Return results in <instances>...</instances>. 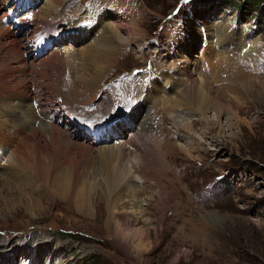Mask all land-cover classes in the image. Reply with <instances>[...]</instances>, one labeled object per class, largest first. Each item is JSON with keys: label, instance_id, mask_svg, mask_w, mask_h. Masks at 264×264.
<instances>
[{"label": "rangeland", "instance_id": "rangeland-1", "mask_svg": "<svg viewBox=\"0 0 264 264\" xmlns=\"http://www.w3.org/2000/svg\"><path fill=\"white\" fill-rule=\"evenodd\" d=\"M3 1L0 0V16L8 9ZM263 3L264 0H63L55 4L59 8L53 10L54 17H48V22L37 17L38 4L27 10L26 14L31 11L34 16L30 17L31 24L21 25L24 31L30 28L29 36L23 34V39L20 34L15 40L8 32L0 31V78L11 83L12 88L19 87L17 92L29 96L32 103L41 99L47 106L59 104L53 124L74 146L66 151L62 148L57 159L63 162L68 157L76 163L81 177L96 182L93 201L97 215L104 212L99 185L104 182L105 167L95 149L104 141L93 138L90 130L95 124L119 119L115 124L112 120L101 133L109 137L104 144L124 145L127 153L138 151L135 173L145 182L131 179V188L137 189L142 204L147 203L144 218L153 220L149 239L144 229L142 233L136 228L139 234H132L135 240L141 234L148 241L144 245L147 251L137 260L113 244L102 217L81 214L75 205L79 198L76 191L58 195L34 176L33 186L28 184L31 189L19 185L20 192L13 179L9 185L2 176L0 264H264ZM94 4H100L103 10L116 9L119 14L129 11L133 17L118 18L124 22L131 18L134 24L129 27L136 30L129 36L125 25L120 29L123 42L107 53L100 77L84 91L72 78L84 63L78 54L80 45L73 42L77 49L74 58L67 57L70 42L65 39L60 45L53 42L34 58L25 41L31 37L30 49L31 45L37 48L35 37L62 29L73 16L90 22ZM54 19L58 27L50 22ZM185 24L186 32L197 38L189 44V75L208 81L205 91L221 105L229 106V110L223 108L220 122L211 109L207 114L209 123L201 120L184 93L192 79L188 74L178 76L175 54L162 56L166 49L169 53L170 44ZM2 25L12 31L9 24ZM217 27L232 33L228 40L236 34L239 37L235 41H239L225 47L210 44L225 54V48L232 50L226 55L235 59L228 62L225 57L224 65L229 63L224 66L225 73L222 66L217 82H213L202 46L217 40ZM207 30L216 36L209 38ZM203 34L207 37L200 41ZM55 48L60 49L53 52ZM68 58L72 59L70 66ZM164 66L174 78L169 80L188 77L181 86H165L161 80L159 85L164 90L157 97L163 100L144 101L146 78ZM26 105L21 107L23 111ZM179 114L190 120L186 122L189 131L181 119L174 121ZM32 131L35 134L34 139L29 138L31 141L48 143L37 122L30 125L27 135ZM179 144L185 145L187 151ZM83 146H88L89 152ZM10 157V150L0 154V176L12 165ZM67 169L71 170V166ZM113 192L107 196H113Z\"/></svg>", "mask_w": 264, "mask_h": 264}, {"label": "bare ground", "instance_id": "bare-ground-1", "mask_svg": "<svg viewBox=\"0 0 264 264\" xmlns=\"http://www.w3.org/2000/svg\"><path fill=\"white\" fill-rule=\"evenodd\" d=\"M62 1L63 0H4V6H7L8 9L0 16V31L8 32V34L15 40H18L20 38L19 34L21 36L23 34H27V36H29L30 28L25 31L21 29L22 24H31L30 17L34 16V14L30 13L31 11L26 14L27 10L33 8L34 4H38V6L36 7L39 8L40 12L38 10L39 16L37 17L48 22V17L53 16V10L57 11L59 7H56V5H60ZM92 12V20L87 26H82V23L84 22L82 18V20H76L74 16L62 29H60L58 27L59 25H57V18L50 21L58 28L49 30L42 36L40 34L39 37H35L34 42L41 41L40 47L37 50L33 48L34 45H31L32 49H30V43L33 42L31 37H27V40L25 41L27 42L26 46L29 49L28 53L33 52L34 58L35 56L37 57V53L40 51L42 46L44 47V45L47 44V42H51L52 45L53 42H55V45H60V42L63 39L70 42V44L67 45V48L65 47L67 49V57L69 58H74L76 53L75 50L77 51V49L74 48L73 42L80 45V51H78V54L82 56V60L84 63L80 67L82 68V70L79 68L80 71H77V73L74 72V76L72 78L77 79L84 91L85 89L92 88L93 84L100 77L101 71L104 68L103 65L106 64L107 53L110 50L118 48L121 42H123L124 38H122V36L120 35V29L125 25L129 36L136 30V28L132 29L131 27H129V25L134 24L133 21H130L131 18L127 17L126 22L121 20L122 18H118L119 16L123 15H132L133 17V14H129V11H124L123 14H121L122 12L119 14L117 13L116 9L105 8L103 10L100 4H94V6L92 7ZM87 13L88 12H86V14ZM56 15L58 16V14ZM5 20H8V22L3 23V21ZM233 23L234 22L232 21V25ZM2 24H9L12 28V31L11 29H9V26L4 27ZM38 25L39 24H37V26ZM187 26L188 24H185L183 30L179 32L176 38L172 41L169 46V53L166 52L168 51V49H166L162 55L166 57L169 55H176V61L178 64V76L179 74L189 75V44L192 45L194 39H197L193 38L189 34V32H186L185 29ZM216 29H218L217 40H211L210 43L206 41V47L202 46V49H205L203 59L206 62L207 58L208 62H210L208 63L209 65L207 63L206 65L208 69H210H207V71H210L213 74V82H217V78L219 77L218 75L222 70V66L224 70L223 73H225L224 66H228L229 64L228 63L227 65H224L225 57L226 59H228V62H234L235 59L233 60L226 55L228 51L232 50L225 48V54L223 50H219L220 52L215 51L210 44H212V42H215V45H223V47H225V44L229 42L233 43L239 37L235 34L232 39L228 40L227 37L230 33H228L227 31H225L224 33V28L217 27ZM18 30L20 31L18 32ZM38 31H40V29ZM206 33L209 38L216 36L214 34L212 35L208 30L206 31ZM198 34H200L199 31ZM181 40H184L183 42H185V44L182 45ZM200 41H204V39L200 38ZM238 41H235L234 43ZM59 49L60 48H55L53 52H57L59 51ZM170 50H172V54H170ZM34 51H36V54L34 53ZM24 52L25 54H28L27 51L24 50ZM69 58L67 59V63L70 66L69 62L72 59ZM216 58H218V60ZM79 60L81 59L79 58ZM41 61L43 60L41 59ZM163 63L164 62H161L160 64L163 65ZM91 66L93 67L90 69L89 67ZM159 70L160 71L156 72L155 75H151L149 79L146 78V81L144 83L145 88L143 89L145 94L144 101H151L152 99H154V101L158 99L163 100L161 96L157 97V93L161 94V92L164 90L162 86L159 85V82L161 80H164L165 86L167 85V83L177 86L182 84L183 81L188 77L187 76L185 78L183 77L181 79L172 81L169 80L174 79L171 76L170 69L164 66ZM71 71L69 68V75ZM198 76L197 79H195L191 74L189 75V77L192 79V82L189 87L185 89L184 93L189 97L190 104L193 106V109L197 111L199 117L203 122H205L206 124L209 123L207 114L210 112V109L213 110L216 116V120L220 122V116L222 115L223 108L229 110V106L221 105L220 101L217 98L207 93L204 88L207 87L208 81H205V79H202L201 76ZM2 78H0V154L3 155L6 150H10V160L12 161L11 164L13 165L9 166L7 168L8 171L0 176H3L2 180H4L6 184L12 185V183H10V180L13 179V185L20 192L21 188L18 187L19 185L26 186L31 189L34 176H36L40 180L41 184H44L46 187H48V190L58 195L67 194L69 191L70 193L76 191L79 198L77 199L78 201L75 202V205L76 208H78V210L81 212V214L88 216L89 218L102 217L104 229L109 235L113 244L121 248V250L126 254L132 255L137 260H140V258L147 251V248H145L144 245L145 243L147 244L148 241H144L141 234L140 236L136 235L140 239L138 238L139 240H135L132 234L135 232L136 228H139L140 231L142 230V233L146 232L145 236L147 237V239H149L148 233L149 230L153 228V220L144 218V213L146 210L145 206L147 203L142 204V199L137 197V189H135L134 187V189L131 188V179H134V182H145V179L143 177H141L138 173H135V167L137 166L139 161L138 151L136 153H127L124 149L125 146L117 143L116 146L105 145L104 143H106V138L109 137H105V134L101 133L106 131L109 126L107 127L105 125L103 128L98 129V134L100 132V139L103 138L102 140L104 142L98 148H96L95 151L100 156L101 163L105 167V170L103 169L104 182L99 185L101 190H103L105 205L104 212L97 215L96 204L93 201L96 182L93 180L90 181V179L88 181L85 177H81L80 171L76 170V163L74 164L73 160H71L70 162L68 160V157H66L65 161L63 162H60L57 159V156L60 155V153H63V151H61L62 148H64V151H66V148L72 149L74 146L70 140H67V138H65L61 130L53 124L54 117L55 115H57V112L59 110V104L57 103V105L52 104L51 106H47L45 105L46 102L41 99L38 103H32L29 96L17 92L19 87L17 89L12 88L13 85H10L11 83H7V80H3ZM21 101H23L22 104ZM25 105L27 106V110L23 111L24 108L21 109V107ZM138 117L139 116L136 115L135 119H139ZM177 118L178 119L174 117V121L181 119L183 126L189 131V126L187 123H190V120L184 118L180 114L177 115ZM112 120H115L114 124L118 121H121L119 119ZM112 120L106 121L104 123L107 124ZM35 122L38 123L40 134L44 139L48 141L47 144L39 145L36 140L31 141V139H34L35 132L33 131L29 132V134L27 135L26 132L29 130L30 125L34 124ZM109 131L110 130H108L107 132ZM30 137L31 139H29ZM95 139L93 140L95 141ZM48 145L50 146V148L48 147ZM179 145L181 146V148L187 151L186 147H184L185 145ZM89 148L90 150H92L91 147ZM83 149L89 152L88 146H83ZM131 149L133 150V147ZM87 155L88 154H86V156ZM67 166H71V170H68ZM82 185H84V187H81ZM112 190H114L113 196H107V193L112 192ZM75 197L77 198V196ZM159 198L164 199L162 197ZM143 229L145 230L144 232ZM126 230H129V232L127 233ZM137 232H139L138 229Z\"/></svg>", "mask_w": 264, "mask_h": 264}, {"label": "trees", "instance_id": "trees-1", "mask_svg": "<svg viewBox=\"0 0 264 264\" xmlns=\"http://www.w3.org/2000/svg\"><path fill=\"white\" fill-rule=\"evenodd\" d=\"M264 4V3H263Z\"/></svg>", "mask_w": 264, "mask_h": 264}]
</instances>
